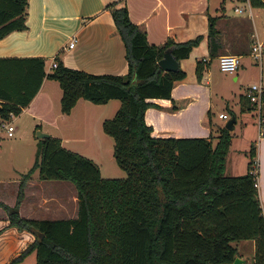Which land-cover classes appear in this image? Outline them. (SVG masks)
Masks as SVG:
<instances>
[{
    "label": "trees",
    "instance_id": "obj_1",
    "mask_svg": "<svg viewBox=\"0 0 264 264\" xmlns=\"http://www.w3.org/2000/svg\"><path fill=\"white\" fill-rule=\"evenodd\" d=\"M248 1L264 5L262 0ZM27 3L0 0V39L27 27ZM106 7L125 47L124 74L90 73L67 67L58 58L47 72L41 57L0 56V120L19 114L45 78L56 80L61 88L62 113H69L80 97L93 103L118 99V109L103 120L102 129L112 137L113 157L126 173L102 177L92 159L66 149L58 137L38 139L14 206L0 201L9 226L34 234V240L7 264L31 251L36 264H231L237 254L232 242L245 239H254L253 264H264V214L250 171L255 145L247 149L246 171L226 175L231 140L227 128L218 125L216 136L155 137L144 118L145 109L154 104L149 99L171 98L174 83L185 77L181 67L160 68L164 50L171 47L179 61L189 55L199 36L149 43L125 4L113 0ZM215 19L208 17L209 36L215 32ZM205 64L202 60L195 64L199 81ZM243 98L245 108L255 110L245 94ZM36 169L41 179L74 184L76 217L37 219L18 213L24 183Z\"/></svg>",
    "mask_w": 264,
    "mask_h": 264
},
{
    "label": "crops",
    "instance_id": "obj_2",
    "mask_svg": "<svg viewBox=\"0 0 264 264\" xmlns=\"http://www.w3.org/2000/svg\"><path fill=\"white\" fill-rule=\"evenodd\" d=\"M110 1L113 0H28L25 10L27 27L11 31L0 39V56L45 59L57 55L58 60L67 67L95 74H124L128 68L125 47L106 7ZM117 1L119 5L125 4L131 21L145 31L149 43L159 45L168 39L180 42L199 36L190 60H179V67L185 70L186 76L174 83L171 98L149 99L154 104L145 109L144 118L152 128L151 135L155 137H207L212 128L207 117L212 104V60H217L221 54L233 53L240 57L237 69L246 66L247 62L244 61L252 58L250 47L253 40H264V5L252 6L247 0ZM235 7H241L242 11L236 12ZM209 16L216 18L215 32L210 36ZM73 35L77 40L72 48H68L67 44ZM201 60L206 64L199 81L195 78V63ZM46 68L45 66V70ZM239 74L232 76L233 81L238 80ZM60 96L58 82L45 78L30 103L14 116L28 114L33 120L32 132L38 125L42 130L58 137L62 145L72 141L78 143L85 139L88 124H92V120L96 118V111L99 114L106 112L113 100L100 103L102 106L96 108L95 103L80 97L69 113H62ZM113 105L116 111L120 101ZM12 117L10 116V121ZM61 122L62 127L59 124ZM218 125L216 123L215 127ZM15 129L16 127L14 131ZM213 134L216 136L217 131ZM29 139L31 146L36 147L40 138L31 133ZM215 141L216 138L213 143ZM260 150L258 170L261 173L259 181L264 214V148L260 147ZM78 153L92 159L99 166L94 159L95 155L83 151ZM34 157L29 155L26 164L20 167L12 164L14 175L7 177L8 179L0 177L1 202L14 206L22 174L33 163ZM99 170L101 174V166ZM107 171L119 173L116 168ZM4 191L10 193L8 199L3 195ZM17 210L21 216L37 219L76 217V188L68 180L41 179L36 169L24 183L23 196ZM11 238L20 241L19 246L23 249L34 240V234L9 226L8 213L0 206V240L10 241ZM250 241L254 253V239ZM232 244L237 248L236 256L245 259L239 245Z\"/></svg>",
    "mask_w": 264,
    "mask_h": 264
},
{
    "label": "rangeland",
    "instance_id": "obj_3",
    "mask_svg": "<svg viewBox=\"0 0 264 264\" xmlns=\"http://www.w3.org/2000/svg\"><path fill=\"white\" fill-rule=\"evenodd\" d=\"M194 46L192 47L190 54L186 58H184V60H190ZM50 57L51 56H48L44 59L45 66H47ZM244 62H247L246 66L242 69L240 67L234 72L221 71L219 68L218 59L216 60L214 58L211 64V76L213 79V82L211 83L212 104L210 106V111L207 117L212 123L210 124V127L212 128L211 131L207 133V135L209 136L210 134H212L214 136L213 133L216 132V123L224 126V124L229 118L233 116V114L235 117V123L233 124V128L232 130H229L231 133V140L226 156V165L224 168V173L226 175H236L245 172V166L247 164L248 159V152L246 150L249 148L250 144L255 145V159H257L259 162H261L260 147L262 149L264 148V102L262 103L261 107V114L263 120L262 123L259 125L256 108L255 110L245 108L243 98V95L245 94L246 89L250 84L261 82L264 85V55L261 57L260 60L254 59L252 57ZM236 73H240L239 78L238 80L233 81L232 76ZM114 102L118 104L119 100H111L109 103L110 105H108V109L102 114H99V112L96 111V114H94V117L96 118L92 120V124H88L86 137L83 141L78 143L74 141L65 142L62 145L66 149L75 151L77 153L79 151H83L85 153L95 155V161L99 164V166L102 167V177H124L126 175L125 171L117 165L113 157V139L110 135L106 134L103 131V121H99L100 119L111 118L114 116L116 112L113 108V104H115ZM99 104L100 103H95V105L97 106L96 108H100L99 106H102ZM57 105L59 107V103H57ZM252 106L255 107L254 105ZM219 112H226L229 115V118H218ZM11 124L14 126V128L16 127L15 131H13V136H8L6 134V131L4 129H1L0 127V177L5 178L14 175L12 164L20 167L26 164L29 155H32V157H34L36 147L35 145L33 147L31 146L29 138L31 137V133H36L37 129L42 130L38 126L32 132L31 125L33 124V120L28 116V114L25 113L16 117L13 116L11 118ZM59 124L61 125L63 123L61 122ZM42 131L47 132L45 130ZM47 133L51 135L49 132ZM31 163L32 161L30 162V164ZM30 166L27 167V170L30 168ZM114 168H116V170H119V173L107 171L108 169L113 170ZM257 169L258 168H256L255 179L259 200L262 205L259 181L261 173ZM5 191L3 192V195L6 196L8 199L10 193ZM19 243L20 241L17 242V240L12 238L10 239V241L0 240V264H7L12 258L17 256L24 249L19 246ZM233 243H237L239 245V249L241 250L244 258L247 259L242 264H253V245L251 244L250 239L239 240ZM35 259V252L31 251L24 257H22V259L13 264H36Z\"/></svg>",
    "mask_w": 264,
    "mask_h": 264
},
{
    "label": "built area",
    "instance_id": "obj_4",
    "mask_svg": "<svg viewBox=\"0 0 264 264\" xmlns=\"http://www.w3.org/2000/svg\"><path fill=\"white\" fill-rule=\"evenodd\" d=\"M235 11L241 12L242 8L235 7ZM76 40H77L76 36L73 35L69 43L67 44L68 48H72ZM263 53H264V40L255 38L250 47V55L254 59L260 60ZM239 63H240V57L233 53H224V54L219 55L218 57L219 68L221 71H224V72H234L239 66ZM56 65H57V55L49 58V62L47 63V66H46L47 67L46 71L49 72L52 68L56 67ZM245 95L249 98L250 104L255 106L257 110V114H258V124L260 125L263 120V117L261 114V107H262V103L264 102L263 100L264 86L262 85L261 82L252 83L247 87ZM10 116H14V114H11ZM218 116L223 119L229 118V116L225 113H219ZM0 127L1 129H4L6 131V134L8 136L13 135L14 126L11 124V121L9 119L0 120ZM256 168H258V160L254 158L252 169L250 170L253 175H256Z\"/></svg>",
    "mask_w": 264,
    "mask_h": 264
},
{
    "label": "water",
    "instance_id": "obj_5",
    "mask_svg": "<svg viewBox=\"0 0 264 264\" xmlns=\"http://www.w3.org/2000/svg\"><path fill=\"white\" fill-rule=\"evenodd\" d=\"M158 65L164 71H176L179 68V61L172 55L171 47H168L164 50L162 57L158 60ZM234 121H235V117L232 116L224 124V127L227 128L228 130H232ZM35 136L37 138H45L48 137L49 134L40 129H37ZM243 262H245V259L235 256L232 261V264H241Z\"/></svg>",
    "mask_w": 264,
    "mask_h": 264
}]
</instances>
